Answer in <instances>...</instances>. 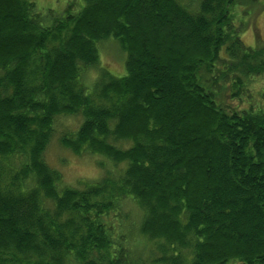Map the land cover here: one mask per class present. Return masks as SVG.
I'll list each match as a JSON object with an SVG mask.
<instances>
[{"label":"trees","instance_id":"obj_1","mask_svg":"<svg viewBox=\"0 0 264 264\" xmlns=\"http://www.w3.org/2000/svg\"><path fill=\"white\" fill-rule=\"evenodd\" d=\"M187 1L0 0V264H264V91L224 105L264 77V48L235 0ZM111 38L127 74L89 87ZM74 115L64 147L118 175L60 188L44 155Z\"/></svg>","mask_w":264,"mask_h":264},{"label":"rangeland","instance_id":"obj_2","mask_svg":"<svg viewBox=\"0 0 264 264\" xmlns=\"http://www.w3.org/2000/svg\"><path fill=\"white\" fill-rule=\"evenodd\" d=\"M37 6L39 12L54 11L63 14L73 11L77 14L83 8V0H30ZM236 7L233 15L235 25L244 24L245 31L241 34L243 42L251 49L262 50L264 48V0H235ZM185 3L189 2L184 0ZM184 3V4H185ZM190 5V4H189ZM237 32V31H236ZM111 38L106 43L98 45L100 64L86 72V81L89 87H93L95 81L102 71H107L110 76L122 78L126 76L125 54L119 52ZM84 80V78H83ZM242 92L241 98L225 99L224 105L232 109L249 108L261 104V93L264 91V77L254 76L248 82ZM230 92V91H229ZM231 95V92L229 93ZM83 118L81 115L60 116L54 127V136L49 143L44 158L48 165L60 175V188L78 187L85 181H96L106 175H118L122 166H115L105 157L84 153L77 155L62 144V138L75 135L81 126ZM129 146V143H125ZM75 165V166H73ZM127 223V222H126ZM157 249V244L155 246Z\"/></svg>","mask_w":264,"mask_h":264},{"label":"clouds","instance_id":"obj_3","mask_svg":"<svg viewBox=\"0 0 264 264\" xmlns=\"http://www.w3.org/2000/svg\"><path fill=\"white\" fill-rule=\"evenodd\" d=\"M73 166H75V165H73Z\"/></svg>","mask_w":264,"mask_h":264}]
</instances>
